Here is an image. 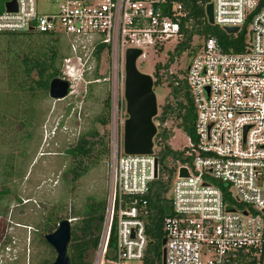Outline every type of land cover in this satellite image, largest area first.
<instances>
[{
  "label": "built area",
  "instance_id": "2783aa9c",
  "mask_svg": "<svg viewBox=\"0 0 264 264\" xmlns=\"http://www.w3.org/2000/svg\"><path fill=\"white\" fill-rule=\"evenodd\" d=\"M8 1L0 0V33L63 35L68 52L61 77L69 81V92L74 80L85 86L100 80L86 74L105 55L117 69L110 77L116 119L108 139V200L90 264H142L147 243L143 196L158 175V164L156 173L154 147L151 153L124 150L125 51L138 47V57H145L146 49H174L183 38L181 20L188 9L178 0H51L54 9L40 13L37 0H14L15 8ZM197 1L204 9L212 3L213 23L223 29L237 25L239 31L246 24L247 36L240 51H225L215 37H205L186 67L195 139L186 136L187 159L178 162L170 183L172 212L163 220L165 264H264V0ZM181 166L187 175H179ZM225 188L241 208L224 202ZM4 252L12 254L11 246L0 243V264L8 259Z\"/></svg>",
  "mask_w": 264,
  "mask_h": 264
},
{
  "label": "trees",
  "instance_id": "16d2710c",
  "mask_svg": "<svg viewBox=\"0 0 264 264\" xmlns=\"http://www.w3.org/2000/svg\"><path fill=\"white\" fill-rule=\"evenodd\" d=\"M178 1L183 2L188 9V15L182 17L183 38L171 51L170 59L174 54H181L185 50L193 53V55L198 51L192 46L190 47L194 34H201L204 38L215 37L225 51L244 49L247 36L246 24L236 33H229L220 25L210 23L207 20L204 6L197 0ZM1 33L11 34L10 44L14 43V45H10L0 57V68L2 69L0 75V124H4L11 130L14 123L19 122L21 127L25 129V134L31 135L32 127L34 128L35 125L39 127L41 124V112L37 105L39 99L48 93L51 78L62 75L61 63L63 56L68 52L67 43L60 33L36 30ZM60 38L63 40L61 41ZM161 66H168V62L155 64L156 78L154 84H158L161 79L158 71ZM94 72L95 75H92V79L99 77L96 71ZM92 82L88 83L89 89ZM169 84L171 88L166 94L162 109L154 116V120L157 122V131L153 137V147L158 161V175L151 181L148 191L143 196L146 199V212L142 217L145 220L147 243L142 264H162V238L165 236L163 220L166 215L172 212L171 199L167 192L170 190V183L178 162H185L187 159L184 154L185 148L176 149L170 145L169 139L174 132L167 125L168 119L171 117L178 118L179 127L195 139L193 123L196 113L186 80L184 77L175 76L169 80ZM108 106L109 97L107 94L105 108ZM99 119L102 123H107L108 114H103ZM3 133L6 139L13 136L8 133L6 128ZM96 133V130L92 131V134L95 135ZM24 138L25 136L20 137L21 140ZM10 141L11 139H8L7 144ZM98 142L102 144V147L96 152L95 157L97 158L100 156V152L107 151L106 141L102 137L97 141L88 138L87 131L80 133L74 143H68L62 152H66L72 157L88 155ZM20 145L22 146L20 153H15L13 148H9L5 152V157L0 159V182L5 183L25 175L19 166V156L24 155V143H20ZM68 171H72L74 176H78L80 173L73 168H69ZM8 189L7 186L0 189V198ZM15 197L19 204L15 208L14 216L17 221L23 222L24 218L18 216L21 211L20 208L27 206V203H22V198L17 194ZM27 201H30L29 196L24 202ZM85 205L84 210L73 215L80 216V218L78 223L71 227V238L67 247L70 264H90L91 252L99 242L105 214V202L93 197ZM2 211L3 209H0V212ZM39 212V215L33 216V218L38 217L34 230L37 237L33 238V242L39 244L41 249L46 248L48 251L46 253L41 250L32 252L30 264H49L55 258V251L45 239V234L53 231L64 217L58 215L55 209L46 215L41 214V209ZM109 246L111 250L115 246L113 230L109 237ZM109 256H111L110 253ZM25 257V253L20 254L17 259L7 261L5 264H25Z\"/></svg>",
  "mask_w": 264,
  "mask_h": 264
},
{
  "label": "rangeland",
  "instance_id": "374dc122",
  "mask_svg": "<svg viewBox=\"0 0 264 264\" xmlns=\"http://www.w3.org/2000/svg\"><path fill=\"white\" fill-rule=\"evenodd\" d=\"M54 7L55 4L51 0H37V9L40 13L51 11ZM11 37V34L0 33V57L10 45H14V43L10 44ZM203 39L201 34H194L190 47L199 50ZM62 48L64 50L63 44ZM146 50L148 54L145 57H138L136 62L140 70L152 75L153 80L156 78L155 64L168 62V66L159 68L161 79L158 84L153 85L157 96V113H159L166 100V94L171 88L169 80L175 76L179 78L184 76L193 53L185 50L181 54H174L170 59L173 49L157 52L152 49ZM113 70L105 55L96 69L86 74L91 78L96 71L97 75L101 77L100 80L91 83L90 89L88 85L85 86L83 81L74 80L70 92L63 98H53L47 91L48 93L42 96L37 104L41 112V124L39 127L36 125L34 128L32 127L31 135L25 134V129L19 122L14 123L11 130L4 124H0V159L5 157V152L9 148H13L15 153H20L22 147L20 143H24V155L19 156V166L25 175L5 183L0 182V189L4 186L9 188L0 198V209H3L0 212V243L10 245L12 252V254L4 252V256L8 258L7 261L17 259L20 254L25 253V264H30L32 252L41 250L46 253L48 251L46 248L41 249L39 244L33 242V238L37 237L34 230L35 222L38 219L33 216L39 215L40 209L42 215L55 209L61 217L71 219L72 227L78 223L80 218V216L73 215L84 210L85 204L90 202L93 197L103 200L106 208L109 182L108 139L112 120L116 119L115 114H111L113 111L111 104L116 101V98L111 97V91L114 94V88L110 77L112 72L115 71L116 74L117 69ZM1 73L2 69L0 68V75ZM107 94L109 106L105 108ZM121 100L123 99H121L119 90L118 102ZM120 112L122 114L119 115V123L124 117V109H120ZM103 114H108L107 123H102L99 119ZM154 121L157 124L156 120ZM167 125L174 132L169 139L170 145L176 149L184 148L187 143V134L179 127V119L171 117L168 119ZM5 128L10 135H13L11 138L6 139L3 133ZM93 130L97 131L95 135L92 134ZM54 131L55 133H53ZM83 131H87V137L92 140L97 141L101 137L104 138L107 151L100 152V156L96 158L97 150L102 147V144L98 142L88 155L72 157L70 154L62 152L66 145L74 143L77 136ZM21 136H25V138L21 140ZM8 139H11L9 144H7ZM69 168H73L76 172L80 171L79 175L74 176L72 171H68ZM14 193L22 198V203H27V206L20 208L19 216L17 215L24 218L23 222L17 221L14 216L15 208L19 204ZM167 195H170V190ZM27 196L30 197V201L24 202ZM224 202L237 208L242 206V203L228 193L226 188L224 189ZM94 250L91 252V259ZM7 255H15L16 258L10 259ZM55 255L56 252H54Z\"/></svg>",
  "mask_w": 264,
  "mask_h": 264
},
{
  "label": "water",
  "instance_id": "95a60500",
  "mask_svg": "<svg viewBox=\"0 0 264 264\" xmlns=\"http://www.w3.org/2000/svg\"><path fill=\"white\" fill-rule=\"evenodd\" d=\"M9 8H15L14 0L7 2ZM207 20L214 22L212 3L205 6ZM224 29L236 32L237 25H227ZM250 33V31H249ZM141 53L138 47H128L125 51V82L124 95L126 99L127 117L123 128V146L128 153L153 152V137L157 131L154 116L158 111L157 96L154 91V80L150 73L140 70L137 66V57ZM49 95L53 98H63L69 93V81L61 76L51 78L48 87ZM156 158V173H157ZM186 166L179 168V175H187ZM71 237V220L62 218L57 227L45 234V239L54 248L56 255L49 264H70L67 251ZM165 238H162L164 244ZM162 264H165V247L162 248Z\"/></svg>",
  "mask_w": 264,
  "mask_h": 264
}]
</instances>
